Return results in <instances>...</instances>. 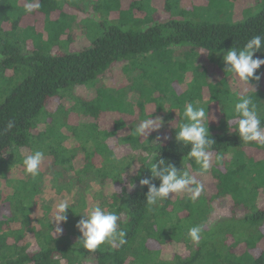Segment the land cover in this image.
Masks as SVG:
<instances>
[{
    "label": "trees",
    "instance_id": "obj_1",
    "mask_svg": "<svg viewBox=\"0 0 264 264\" xmlns=\"http://www.w3.org/2000/svg\"><path fill=\"white\" fill-rule=\"evenodd\" d=\"M178 1L188 0H163L164 10L170 13ZM262 1L260 10L242 22H233L231 14L230 22H217L216 17L205 22L178 20L173 15L159 21L150 14L153 0H132L129 8H124V0H39V8L31 14L24 11L26 0H0V179L5 185L0 190V264H264V249L260 255L253 253L264 244V160L254 154L258 149L264 151V145L249 144L253 149L247 152L236 130L209 125L215 140L214 159L203 174L214 180L215 193L204 188L195 202L187 193L173 195L149 211L145 203L148 188L140 180L149 178L147 167L156 157L174 163L204 185L203 174H198L199 165L185 161L188 149L175 138L152 144L156 136L146 139L134 134L136 125L145 119L148 104L170 101L181 123L185 105L198 107L205 87L211 101L217 98L216 87L222 90L218 98L229 90L227 76L214 86L198 59L206 51L209 59L217 60L214 56L242 48L253 36H264ZM84 9L87 17L78 21ZM194 12L199 11L188 15ZM207 14L200 10V15ZM30 15L42 19L44 34L32 24L23 27ZM76 27L96 37L91 46L73 52L69 46ZM62 48L64 53H60ZM177 54L182 60L176 63ZM256 55L264 58V49ZM121 63H126L128 73L138 69L141 74L152 63L167 68L154 73V82L143 84L141 75L129 78L127 89L107 86L103 81ZM188 73L192 79L179 95L174 84L184 85ZM82 87L95 88L97 96L91 100L80 97L76 91ZM158 89L161 101L154 98L155 92L149 93ZM129 91L138 92L137 122L126 118L135 108ZM59 99L63 103L49 112L47 105ZM81 114L88 122L70 126V118ZM102 118L108 122L102 123ZM10 121L13 127L9 129ZM123 132L127 134L120 136ZM114 138L118 145L130 147L129 157L116 153L111 144ZM37 150L44 152L43 161L49 160L46 171L39 170L35 178L26 174L12 178V168ZM216 154L222 156L220 163ZM79 157L84 158L77 166ZM100 182L102 187L110 182L121 190L110 196L103 189L93 193V183ZM47 189L51 198L56 197L49 203L44 201ZM91 195L100 197V205L119 216L118 230L126 232L124 246L106 244L90 252L78 242L75 225L89 208ZM67 197L71 209L61 225L62 234L56 235L55 223L51 224L55 205ZM230 198L243 207V215L209 224L213 201ZM196 225L203 230L200 241L193 243L188 231ZM171 244L181 245L182 251L163 258L162 248ZM239 246L245 247L243 252L237 250Z\"/></svg>",
    "mask_w": 264,
    "mask_h": 264
},
{
    "label": "rangeland",
    "instance_id": "obj_2",
    "mask_svg": "<svg viewBox=\"0 0 264 264\" xmlns=\"http://www.w3.org/2000/svg\"><path fill=\"white\" fill-rule=\"evenodd\" d=\"M210 0H188V1H178V7H173L172 11H169L170 13L166 12L164 10V6H163V0H153L152 5H153V9L152 11H150L151 15H156L159 17V21H166L172 18V15L175 18H178V20H183V19H190V20H200V21H212L209 19V17H216L215 21L217 22H230L229 17L230 14L232 15L233 18V22H242L244 20H246L247 18H249L250 16L256 14L259 10H260V5L262 4V0H224V1H218L216 3H213L212 5L209 3ZM132 3V0H124V8L130 6V4ZM211 5V6H209ZM129 8V7H128ZM127 9V8H126ZM194 10H197L199 12H194L193 15H188V13H192ZM200 10L209 13L207 15H200ZM149 11V9H148ZM145 12V11H144ZM184 12L186 13L185 15ZM88 13L85 9L83 13H79V15L77 16L78 21L82 20V18H86ZM199 13V14H198ZM91 14V13H90ZM199 16V17H197ZM229 16V17H228ZM57 19L56 17L53 18ZM97 20V19H95ZM99 21H97V23H99ZM35 25L38 29V32L43 33L45 32V24L43 23L42 19L39 18L38 16L35 15H30V17L28 19H25L24 21V25L23 27H28ZM95 25V23H94ZM96 26V25H95ZM89 32H87L86 30H83L82 28H74L73 29V43L69 46V50L76 52L78 50H82L84 48H87L89 46H91V42L92 40H94V38L96 37L94 34H90ZM29 46H31V42L29 44ZM31 48V47H30ZM65 50L62 48V50H60V53H64ZM217 60L215 59H209L208 58V53L206 51H201V56L198 59V64L203 67V69L208 73L209 79L208 81L212 84H214V86L217 85V83L221 80H223L225 78V76H227L226 80L228 82V89L227 91L224 92L223 96H221L220 98H222L220 100V98H218V95L221 93V89L219 87L215 88V95H217L216 100L211 101V92L209 91V89L207 87L204 88V98L203 100H199L202 101V103L197 101V106L198 107H204L205 111H206V115H208L209 118V125L212 126H217L223 130H229L231 132L235 131V127L234 121H230L232 120L233 117V110H234V105L237 101V93H241L244 92L246 89V86L241 84L238 81V78H235L233 76H231V74H228L225 71V68L227 67L224 62H223V56L220 55H216L214 56ZM182 59L180 57H178V54L174 57V62H178L181 61ZM126 63H121L118 64L116 67H114L107 75V79H105L103 81V83H105L107 86L109 87H114L117 89H127L130 88L131 86V82L129 80V78H131L132 76L134 77H140L141 75H143V84L148 83L149 81H153L154 79V73H158L159 71L162 70V68H167V67H163V65L161 63H152L150 66L146 65L144 66V70H141V74H139V70L135 69L133 70L131 73L126 72L125 67ZM170 67V66H169ZM202 71V69H201ZM192 72V70L190 71ZM259 74H261V80L259 82L253 81L252 84L254 85L255 88V93L253 92L252 89H247V93L249 95L252 96L254 102L257 103L258 105V110L260 111L261 114V119L264 118V69H259L258 70ZM151 78V79H150ZM192 76L191 73H188L186 75V80H185V84L184 85H178V83H175V90L178 92L177 94H182V91L186 90L188 83L191 81ZM222 82V81H221ZM223 84V83H222ZM224 84L222 85V88H224ZM171 91V90H170ZM190 93H192L191 90H189ZM154 94V98H158V101H161V94H160V90H155V91H149V93H153ZM76 94L79 95L82 98H86L87 100H91L93 98H95L97 96L96 94V89L95 88H88V87H82L77 89ZM222 94V93H221ZM196 97V95H194ZM128 97L129 99L133 102L134 104V114L132 115H128V117H126L128 120H130L131 122H137L138 121V117L140 116V112L138 109V104L136 103V100L138 99V92L136 91H129L128 92ZM71 101L66 99V104L69 105ZM212 102V103H211ZM63 100L59 99L58 100H52L48 105H47V110L49 112H52L55 110V108L59 105L62 104ZM161 104L159 105L158 103H152V104H148L145 107V114L143 115L145 118H150L152 116L153 119L159 117L162 120V127L158 130V131H154L152 133L149 134L148 137H152V136H156V140L152 141V144H163L166 143L170 140H173L175 138V133L174 130L175 128L178 129L179 126V120H178V110H173L170 105V101H162L160 102ZM195 107V105H194ZM105 118V117H104ZM102 118L101 122L106 123L108 122V120ZM137 119V120H136ZM140 119V118H139ZM89 118L87 116H85L84 114L79 115L78 117L76 116H72L69 120L70 126L71 124L75 123H85L88 122ZM41 127V126H40ZM43 128V126L41 127V129ZM126 132H123L120 134V136L122 135H126ZM157 137H159V139H157ZM164 137H167V139H164ZM119 141H117L116 138L111 140V144H114V147L116 148V153L120 156L123 155V157L126 156H130L131 152L130 151V147L129 146H124V145H118ZM249 144H253V143H249ZM246 144L244 147V150L246 149L247 152H250L253 147L252 145ZM255 151V150H253ZM252 152V151H251ZM249 154V153H248ZM255 157H257V160H264V151L256 150ZM253 154V155H254ZM252 154H250L251 156ZM263 156V157H262ZM84 158V157H83ZM83 158L79 157L78 160L77 158L75 159V163L77 164V166L80 164V162H83ZM49 159V158H48ZM100 157L97 156V161H99ZM214 159V158H212ZM213 161H211V165H212ZM49 164V160H44L41 163L40 166V170L41 171H46V169L48 168ZM131 172V171H130ZM26 173H25V169L23 167L22 163H18V166H14L12 168L11 171V177L12 178H16V179H20V178H24ZM50 181V178L46 179V183H48ZM202 183H204V188L206 190V192L212 194L215 193L216 189H215V182L212 179V177H210L209 174H203L202 175ZM4 183L2 182V180L0 179V190L4 189ZM103 189L106 193V195L110 196L108 193L112 194L115 191L121 190V187L119 186H115L112 183H108L107 185H104L102 187L101 182L100 183H93V188H92V192L95 193L96 191H99ZM7 192H10V190H7ZM49 192H51L50 189H47L46 193L44 194V201L49 203L56 197L51 198L49 196ZM91 192V193H92ZM90 193V194H91ZM89 194V196H90ZM264 196L261 195V198H263ZM173 198H175V195L173 196ZM58 200V198H57ZM64 200H67L68 202H70V198L67 197ZM90 202H89V208L94 206L95 204L99 203L100 204V197H96L95 199L93 198V195H91V197L89 198ZM215 200V199H214ZM261 201V200H260ZM59 202V201H58ZM0 203L1 200H0ZM263 205L260 203V206ZM104 207V206H102ZM212 211L209 217V224H212L214 222H217L221 219H225V218H229L232 216H237L240 217L241 215H243L244 210L243 207H237L234 203V201H232V199H226V200H216L213 201L212 203ZM183 248L181 245H175V244H171L169 246H165L164 248H162L161 252H162V257L163 258H169L172 257V255H174L177 252H181ZM241 248V246L238 247L237 250H239ZM243 249H240V251L243 252ZM264 249V244L260 243L258 245V248L256 249V251H253V253L255 255H260L262 253V250ZM184 251V249H183ZM241 253V252H240ZM87 264H94V262H89Z\"/></svg>",
    "mask_w": 264,
    "mask_h": 264
},
{
    "label": "clouds",
    "instance_id": "obj_3",
    "mask_svg": "<svg viewBox=\"0 0 264 264\" xmlns=\"http://www.w3.org/2000/svg\"><path fill=\"white\" fill-rule=\"evenodd\" d=\"M39 6V0H26L24 11L31 14ZM262 49H264V36L255 35L242 48L233 47L223 53V62L227 66L225 71L238 78V81L246 86L244 92L237 93L238 102L234 105V118L230 120L235 122V130L241 142L245 144L264 145V120L261 119L257 103L247 93L249 88L255 93L252 82L261 80L258 70L264 66V58L257 56L256 53L261 52ZM183 117L184 122L179 124L178 129L175 128V141L188 149L185 161L191 160L199 165L198 174L206 173L211 167L215 145V140L209 132L208 115L204 107H194L192 103H187ZM162 123L159 117L145 118L136 125L134 134L147 139L150 133L162 127ZM7 127L12 128L13 122L10 121ZM44 156L43 151L37 150L23 159L22 164L26 175L32 178L39 175ZM221 159V154H216L217 163H220ZM147 168L150 176L147 179H141L140 185L148 188L145 203L149 211H153L173 195L182 193H187L189 198L195 202L204 191L203 184L198 183L194 176L185 170L178 169L174 163L166 162L163 158L156 157ZM155 181L159 182L158 186ZM69 209L71 207L67 200H60L55 205V215L51 224L55 223L56 235L62 234L61 225L67 222V210ZM79 216L81 218L75 225L80 233L78 242L82 243L88 251L95 252L106 244L124 246L127 243L126 232L122 229L118 230L119 216L115 211H110L97 203L90 208H85ZM202 230L200 225L189 229L188 237L193 243L200 241Z\"/></svg>",
    "mask_w": 264,
    "mask_h": 264
}]
</instances>
